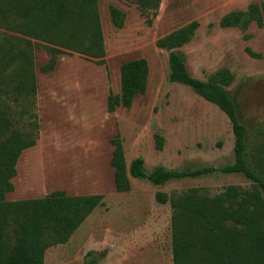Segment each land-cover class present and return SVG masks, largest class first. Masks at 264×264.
Segmentation results:
<instances>
[{"label": "rangeland", "instance_id": "obj_1", "mask_svg": "<svg viewBox=\"0 0 264 264\" xmlns=\"http://www.w3.org/2000/svg\"><path fill=\"white\" fill-rule=\"evenodd\" d=\"M255 1L264 0H162L153 17L132 0H100L105 62L67 50L58 55L55 69L49 72L41 68L51 58L46 49L51 43L0 26L5 55L11 54V45L16 49L26 45L23 38L33 45L40 123L36 144L18 159L12 179L15 189L7 193V199L40 198L55 190L104 195V204L66 244L47 249L45 264H87L90 260L96 264H173L171 205L159 202L157 193L201 187L216 194L228 184L252 185L242 173L217 170L161 185L131 177V190L120 192L111 158L112 140L118 137L127 164L143 157L148 172L158 165L186 169L235 162V135L228 115L191 87L172 82L170 51L157 46L158 39L198 20L194 38L178 50L197 78L206 80L221 68L234 72L235 80L226 89L247 126V159L253 165L251 150L264 143V27L253 24L246 38L238 27H222L219 22L227 12L246 9ZM112 6L126 14L122 27L112 22ZM141 57L150 65L146 92L136 96L132 107L110 112V92H121V65ZM156 134L165 138L162 148L157 146Z\"/></svg>", "mask_w": 264, "mask_h": 264}, {"label": "trees", "instance_id": "obj_2", "mask_svg": "<svg viewBox=\"0 0 264 264\" xmlns=\"http://www.w3.org/2000/svg\"><path fill=\"white\" fill-rule=\"evenodd\" d=\"M100 0H0V26L27 37L51 43L46 49L51 58L42 71L55 69L57 57L65 51L79 52L89 59L105 62L106 45L99 14ZM146 14L157 16L162 0H132ZM117 27L125 23L120 8L110 9ZM153 18H148L149 23ZM222 27H238L246 38L249 28L264 27V1L252 2L246 9L227 12ZM200 22L194 20L157 40L168 49L170 80L191 87L206 100L218 105L232 122L235 135V162L222 167L166 168L158 165L148 172L143 157L127 164L121 139L112 140L111 164L117 190H131V177L145 178L156 185L173 179L201 177L217 170L242 173L252 181L250 187L228 184L216 194L201 187L183 192L160 191L157 200L170 202L172 210L173 264H264V143L252 148L253 165L247 159V126L240 120L238 106L226 89L235 80L228 68H221L206 79L193 76L179 47L191 41ZM7 55L0 46V264H45L46 251L66 244L87 217L104 204V195H68L65 191L32 199L8 200L15 189L12 179L22 152L34 146L40 123L37 113L38 80L35 74L33 45ZM16 49V51H15ZM254 56L259 54L248 49ZM121 92H110L107 107H132L137 95L146 92L150 65L146 58H135L120 67ZM16 105H21L17 109ZM19 113L24 118L18 119ZM162 148L165 138L156 134ZM87 264H96L90 260Z\"/></svg>", "mask_w": 264, "mask_h": 264}]
</instances>
